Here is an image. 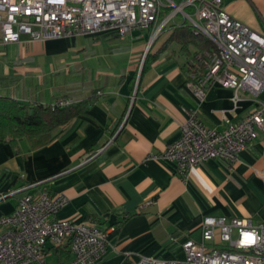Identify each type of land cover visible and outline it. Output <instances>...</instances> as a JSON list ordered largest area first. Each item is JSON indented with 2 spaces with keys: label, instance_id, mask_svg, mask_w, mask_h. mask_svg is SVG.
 Returning a JSON list of instances; mask_svg holds the SVG:
<instances>
[{
  "label": "crops",
  "instance_id": "crops-1",
  "mask_svg": "<svg viewBox=\"0 0 264 264\" xmlns=\"http://www.w3.org/2000/svg\"><path fill=\"white\" fill-rule=\"evenodd\" d=\"M222 5L264 37V0ZM170 26L156 41L151 30L123 38L106 31L41 42L0 40V97L33 105L85 102L84 111L54 128L40 148L31 149L26 140L15 148L0 143V195L35 183L0 200V215L12 213L25 194H63L67 203L55 219L91 218L107 233L106 252L96 264H136L143 257L181 261L183 243L200 241L206 216L264 225V131L233 166L209 160L186 181L173 164L148 158L180 136L191 112L205 126L222 129L252 112L255 100L264 101V90L257 96L240 90L234 100L232 90L213 84L199 105L186 86V52L177 44L161 49ZM150 198L152 205L144 207ZM46 251L47 264L72 258Z\"/></svg>",
  "mask_w": 264,
  "mask_h": 264
},
{
  "label": "built area",
  "instance_id": "built-area-1",
  "mask_svg": "<svg viewBox=\"0 0 264 264\" xmlns=\"http://www.w3.org/2000/svg\"><path fill=\"white\" fill-rule=\"evenodd\" d=\"M185 22L214 46L212 52L197 53L186 64V86L199 105L213 84L232 90L234 100L240 90L253 96L264 90V37L235 20L222 0H0L2 44L20 42L22 36L41 42L106 31L123 38L142 30H151L153 41L166 26ZM255 102L252 112L239 121H228L222 129L205 126L191 112L180 126V136L148 158L173 164L184 181L209 160L222 159L233 166L257 132L264 131V101ZM71 104L58 100L52 106ZM33 185L0 195V200ZM66 203L63 194H25L12 213L0 215V264H47L46 250L64 245H69L72 256L64 264L98 263L107 249L106 231L91 218L81 222L55 219ZM152 203L150 198L143 205ZM182 249L181 261L143 257L136 264H264V225L206 216L200 241L188 240Z\"/></svg>",
  "mask_w": 264,
  "mask_h": 264
},
{
  "label": "trees",
  "instance_id": "trees-1",
  "mask_svg": "<svg viewBox=\"0 0 264 264\" xmlns=\"http://www.w3.org/2000/svg\"><path fill=\"white\" fill-rule=\"evenodd\" d=\"M170 29L171 32L161 49L170 44H177L183 52H186L188 61L197 53L214 50L211 42L203 36L194 34L192 27L186 22L171 25ZM154 42L145 58L144 66L149 61ZM84 109L85 102L72 103L65 107H53L52 104L33 105L0 97V143L9 144L15 148L19 141L26 140L31 149L40 148L48 143L50 132L54 128L66 124ZM50 249L58 254L67 253L68 255L70 253L69 245Z\"/></svg>",
  "mask_w": 264,
  "mask_h": 264
},
{
  "label": "rangeland",
  "instance_id": "rangeland-1",
  "mask_svg": "<svg viewBox=\"0 0 264 264\" xmlns=\"http://www.w3.org/2000/svg\"><path fill=\"white\" fill-rule=\"evenodd\" d=\"M179 19L181 18L180 16L178 17ZM164 33H162V35H160L159 37H158V39L160 38H163V37H165V35H163Z\"/></svg>",
  "mask_w": 264,
  "mask_h": 264
},
{
  "label": "water",
  "instance_id": "water-1",
  "mask_svg": "<svg viewBox=\"0 0 264 264\" xmlns=\"http://www.w3.org/2000/svg\"><path fill=\"white\" fill-rule=\"evenodd\" d=\"M150 45H151V44H150ZM150 45L148 46V48H147V51H148V49H149Z\"/></svg>",
  "mask_w": 264,
  "mask_h": 264
}]
</instances>
